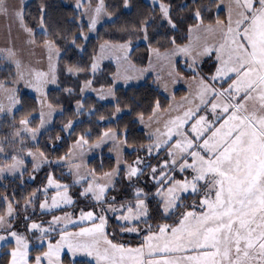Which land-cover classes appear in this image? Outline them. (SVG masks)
I'll list each match as a JSON object with an SVG mask.
<instances>
[{"label": "snow or ice", "instance_id": "6c2138e0", "mask_svg": "<svg viewBox=\"0 0 264 264\" xmlns=\"http://www.w3.org/2000/svg\"><path fill=\"white\" fill-rule=\"evenodd\" d=\"M124 4L127 7L128 0H124ZM80 6L78 3L77 7ZM159 7L162 18L175 29L170 6L160 3ZM103 8V0H100L91 19V28H95ZM7 12L5 0H0V14ZM16 16L24 26L22 9L16 12ZM194 18L197 23L188 29L189 42L181 46L172 38L173 48L170 53L164 54V58L171 62L170 57L178 54L190 57L192 63L189 68L194 73L193 79H196L199 75L196 70L198 59L215 55V73L207 81L204 77L199 78L196 93L199 103L195 107H189L182 115L168 119L164 123V131L157 128L152 134L154 143L147 145L148 155L164 148L168 158L158 166L145 164L144 160L137 158L132 164H126L125 179L129 182L134 178L139 179L145 174V168H150V178L157 185L154 195L159 197L164 215L186 208L182 202L185 194L199 196L200 199L193 200L191 210L180 212L175 225H158L154 230L148 224V193L143 188L134 189V202L127 201L119 207L115 206V196L108 198L107 193L115 187L114 180L120 171L119 160L116 169L103 173V176L98 177L94 171H90L80 177L87 181L81 195H91L98 205L107 204L108 207H101L98 213L81 210L79 221L81 224L90 222V226H81L77 232L67 231L68 224H76L70 214L53 216L48 227L36 222L29 224L28 230L38 231L42 242L46 234L55 231V225L65 222L60 229V238L55 244L48 243L47 251L35 257V264H43L45 260L47 264H60V254L65 248L73 255L90 257L94 264H264V0H229L226 20L217 19L215 26H203L199 9L195 11ZM40 26L43 29V15ZM25 31L32 35L31 29L25 27ZM141 31L147 40V21ZM201 32L205 34L203 42ZM208 35L212 36V43L208 42ZM29 42L35 43V40ZM129 45L130 42L118 46L125 60L128 59ZM45 46L49 53L55 48L51 41H45ZM151 51L157 58L161 57L158 49ZM56 52L58 54V49ZM14 56L15 53L9 50V57ZM16 66L20 68L19 61H16ZM96 67L93 63L92 70L95 71ZM67 71L73 73L82 69L69 67ZM29 75L33 77L37 91H41L43 85L49 82H56L55 66L52 64L49 65V72L33 71ZM18 76L23 79L24 74L18 72ZM217 81L227 83V87L217 89ZM0 89H4L3 83H0ZM12 92L8 99L12 105L18 104L14 90ZM184 99L188 100L187 97ZM159 110L157 102L153 117ZM202 110L211 113L212 118L207 114L198 115ZM0 111H4L2 104ZM116 111L120 109L117 107ZM139 119L143 123V114ZM28 123V119L20 120L23 126ZM26 130L32 132L34 139L36 130ZM15 135L19 136L20 133ZM105 138L115 139L116 133L111 130L105 132L101 141ZM87 143L83 136L77 141L78 145ZM2 151L3 148H0ZM28 155L32 156L33 153L29 152ZM39 156L42 162L46 159L43 152ZM12 160L8 170L24 163L16 156ZM35 167L38 168L39 164ZM74 167L78 174L80 165ZM177 170L182 174L191 170L190 178L185 176L179 180L169 174ZM52 186L62 191L52 196L51 204L47 200L41 203L42 210L73 203L68 195V186L54 181L50 175L48 187ZM44 191L47 192V188ZM4 199L7 200V197ZM28 202H31V198ZM107 211L121 213L117 218L122 222V232L139 235L142 231L139 222L146 225L143 229L146 234L138 246L114 243L109 239L106 231ZM13 212L12 203H8L5 213L0 215V229H11L9 218L13 217ZM9 237L14 238L17 245L11 253V264H29L26 238L16 231H8L7 236L0 235V241Z\"/></svg>", "mask_w": 264, "mask_h": 264}, {"label": "trees", "instance_id": "16d2710c", "mask_svg": "<svg viewBox=\"0 0 264 264\" xmlns=\"http://www.w3.org/2000/svg\"><path fill=\"white\" fill-rule=\"evenodd\" d=\"M170 6V14L176 28L173 29L162 18L158 4L147 0H103V10L108 18L100 22L93 34H85L88 24L85 17L77 7L79 0H24L21 5L23 11L24 28L32 30V39L36 44L45 41L54 43L58 54L54 60L56 82L47 86L45 101L48 107L54 110L51 123L33 134H22L20 141H14V134L20 129H30L37 126L40 119V104L36 95L14 88V70L6 63L0 67V83L4 89L8 86L17 90L15 98L18 104H7L11 111L0 114V148L6 157H11L12 150L29 149L43 152L45 164L36 170L32 178H28L32 169L27 162L21 172L5 175L0 178V215L4 214L8 203H12L16 216L28 212L32 218L39 201L43 197L42 187L51 174L55 179L67 183L68 192L77 201L82 200L80 191L84 182L76 184L71 181L70 175L65 171L64 163L59 159L66 157L71 144L78 138L84 137L89 143L99 139L103 133L113 131L116 138L123 140L126 145L122 152L125 162L131 161L150 140L145 130L140 126L137 117L149 116L156 103L163 106L166 97L147 78L130 84L113 85L112 73L114 65L105 61L92 70L98 46L104 41L130 42V60L137 66L144 65L149 58L150 48L163 49L169 47L172 38L176 44L188 40V29L197 23L194 13L200 10L203 23L225 20L226 13L217 7V0H159ZM43 7V13L41 8ZM43 15L44 27L41 28ZM147 21L148 39H144L141 28ZM29 34V33H28ZM30 35V34H29ZM216 63L213 57L205 58L200 71L203 75L212 74ZM69 67L82 69V71L69 73ZM175 70L185 76L194 75L192 70L183 68L180 59L175 61ZM91 81L90 85L88 82ZM11 84V85H10ZM113 87L111 88V86ZM88 87L111 88L112 97L108 100H98L94 95L86 93ZM71 91H68V90ZM185 89L178 87L173 91L175 97L184 94ZM117 107L120 109L116 111ZM28 119L27 126L20 124V120ZM70 125V126H69ZM16 145V146H15ZM109 144L87 160V167L95 174H101L113 166V157L108 153ZM8 159V158H6ZM2 165L4 161H1ZM0 163V164H1ZM118 176L115 177L114 188L108 194L122 193L126 190L125 168L119 167ZM82 185V186H81ZM33 193L35 196L33 197ZM7 197V200L4 198ZM31 202L29 203V199ZM125 199V198H124ZM190 195H185L184 205L188 204ZM149 218L148 224L155 230L161 224H174L177 212L164 215L160 202L156 198L148 199ZM141 224V223H140ZM107 232L109 239L114 243H123L128 246L140 244L145 231L140 234H125L121 231V224L113 219H108ZM12 243L3 245L0 249V264H8V247ZM44 246L29 249V261L35 255L43 252ZM62 264H94L83 258H70L67 253L61 256Z\"/></svg>", "mask_w": 264, "mask_h": 264}, {"label": "rangeland", "instance_id": "374dc122", "mask_svg": "<svg viewBox=\"0 0 264 264\" xmlns=\"http://www.w3.org/2000/svg\"><path fill=\"white\" fill-rule=\"evenodd\" d=\"M24 0H5L8 12L7 14H0V67H4L6 63L10 64L13 67L14 70V88L16 87L18 89V86L23 91H26L28 93H32L36 95L38 102L40 104V119L37 123V126L30 128L35 129L36 131L44 128L45 126H48L53 118L54 110L52 108L48 107L44 98L46 88L51 82L43 85L41 91L36 90L35 81L32 76L29 75V73L33 71H42V72H49V65H54V60L57 55L56 48L53 49L51 53H49L47 47L44 44H36V43H30L29 41L32 40V37L28 34L27 31H25V28L21 25L20 20L16 16V12L21 10V5ZM150 3L158 4L160 5L159 0H147ZM100 3V0H79L80 11L82 15L85 17L88 28L87 32L85 34H93L97 26L102 22L103 20L108 18V15L105 13L104 10L101 11L99 16L97 17V23L95 25V28H91V19L95 16V8ZM229 0H223L221 3V0H217V7L222 8L227 17V7H228ZM226 20V18H225ZM221 20V21H225ZM196 24V23H195ZM216 21L213 23H203L204 27H207L208 25L215 26ZM194 25V24H193ZM191 25V26H193ZM201 35V42H203L204 33H199ZM194 36L196 33L193 34ZM208 42L212 43L213 38L211 35H208L207 37ZM189 42V35L188 40L185 43L177 44V45H185ZM128 42H117V41H104L101 42L98 46L96 57L94 60V63L98 66L102 62L109 61L114 65V72L112 73V80L113 85L115 84H130V83H138L144 79L150 80L159 90L162 92V94L166 97V102L163 106H160L159 112H157L156 116L153 117V111L152 113L144 117L143 123L140 121L139 117H137L140 126L145 130L147 135L150 137L149 142L147 145L154 143V137L153 133L157 128H159L161 131H164V123L176 115H182V112L186 110L189 107H195L196 103H199L198 99L196 98V93L199 89V78L204 77L207 81L208 78L215 73V69L212 74L209 75H203L200 71V65L202 61L207 57H213V60H215V55L212 56H204L202 58H199L196 64V70L199 73V75L196 77V79H193L194 75L185 76L181 73H178L175 70V61L177 59H180L181 64L183 68L190 69L189 64L192 63L191 58L184 56L183 54H178L175 56L170 57L169 59L164 58V54L170 53V50L173 48V45H170L169 47L159 49V48H150L149 49V58L147 62L142 66L135 65L129 58V52L131 50V44L129 45L128 50V59H123V51L118 49L119 45L126 44ZM104 45V48L102 49L101 46ZM151 49H158L161 53V57L157 58L155 54L151 51ZM9 50L15 53L14 57H9ZM49 55H51V60H49ZM16 61H19L20 68L18 69L16 66ZM216 63V60H215ZM18 72H22L24 74L23 79H21L18 76ZM172 73L170 76L169 73ZM193 72V71H192ZM49 79H51V73H49ZM209 83H212L209 81ZM11 85V84H10ZM11 85V86H13ZM111 86V88L113 87ZM8 86V89L1 90L0 89V104L4 106V111H0V114H5L7 111L9 112L8 105L11 101L8 99L9 95H12L14 90V95L16 96L17 90H15L13 87ZM182 87L185 89L184 94L175 97L173 95V91L178 88ZM215 87L217 89L221 87H227V83H224L222 81L215 82ZM111 88L107 87H88L85 89L86 93H90L95 96L98 100H108L112 97V92L109 91ZM187 97L188 100L186 101L184 98ZM188 101H193V103H189ZM181 105H183V108H181ZM207 114L209 118L211 119V113H205L203 110L198 113V115H205ZM43 116V125L41 124V117ZM149 117H153L151 120ZM192 123V121L189 122V126ZM187 127V126H186ZM19 132L20 135L16 136L15 134ZM28 132V134H32L31 131H27L26 129H20L17 130L14 134V141H20L22 139V134ZM109 132V131H107ZM113 132V131H112ZM80 139L78 137L72 144L71 147L66 155V157H61L63 159H59L61 163H64L65 171L70 175V179L72 182L76 184H81L84 182V185L81 188L80 196L83 198L80 201H77L76 198L71 195L70 192H68V195L71 197L73 203L72 204H62L58 208H51V209H41L40 204L43 203L45 200L48 201L49 204H51V198L52 196L56 195L57 191H62L56 189L54 186L48 187V177L51 175L49 174L47 176V179L42 187L43 191V197L39 201V204L36 208V218H32L28 212H25L21 214L20 216H16L13 212V217L9 218L10 223L12 225L11 229L4 230L0 229V235H8V231H16L18 234L23 235L29 245V249L31 247H39L44 246V251H47V245L49 242L55 244V242L60 238V229L64 227L65 222L61 221L59 224L55 225V231H51L50 233L46 234V236L43 238V241L41 242L40 239V233L36 230L29 231L28 225L32 222H36L41 224L43 227L49 226V221L52 220L53 216H65L66 214H70L71 218L76 221V224H68L67 225V231L69 232H77L79 231V228L81 226H90V222H81L79 221V216L81 213V210L83 211H94L99 212L101 207L107 208L108 205H98L97 202L91 197V195L88 196H82L81 193L83 192L84 188L87 187V181L80 179L82 176H86L91 170L87 167V160L98 153L102 147H104L106 144H109L108 153L113 157V166L107 170L106 172H111L117 167V161H120L119 167L125 168V175H126V164H132L133 161H135L137 158H140L145 161V164H151L152 166H158L162 161L167 159V154L164 148H161V150L157 153L153 152L151 156L148 155L147 152V145L144 149H142L141 152H139L131 161L125 162L122 157V152L124 148H126L125 143L123 140H119L117 138L110 139L105 138L103 141H101V137L91 143L78 145L77 141ZM175 139V137L173 138ZM99 144L97 147L96 145ZM16 146V145H15ZM11 157H6L4 152H0V163L1 161H4L3 165L0 164V169H3V171H0V178L5 175H13L21 172L25 167H27V162L29 161L30 165L28 168H31L32 171L29 173L28 178H32L34 174H36V170L39 169L41 166L45 164L46 160H43L39 156V153L34 150L29 149H15L12 150ZM33 153L32 156H29L28 153ZM16 156L18 159L23 160V165H19L16 169L8 170V165L13 163L12 157ZM8 158V159H6ZM39 164V167L36 168L35 165ZM80 165V168L78 170L74 167V165ZM142 168L145 167V165H141ZM105 173V172H104ZM150 168H145V174L141 176L139 179H133L131 182H129L127 179V183L125 185L126 190L123 189L122 193L119 191L117 194H108L107 196L110 199L111 197L115 196V206L119 207L120 204L125 203L127 201H133L134 202V189L136 187L143 188L145 192L148 193V199L151 197L156 198L157 201L160 202L159 197H156L154 193L156 192L157 185L154 183V181L150 178ZM170 175H173L176 179L182 180L185 176H188L190 178L191 170H187L185 173H180L178 170L175 172L169 173ZM52 176V175H51ZM96 176L100 177L103 176V173L96 174ZM53 177V176H52ZM90 178V177H89ZM54 181L62 184L67 185L66 182H63L61 180H57L53 177ZM77 180H79V183H77ZM47 188V192L44 191V189ZM188 195V194H185ZM184 195V196H185ZM183 196V197H184ZM189 196V195H188ZM125 198V199H124ZM199 200L200 197H193L190 195V200H188V204H186V208H180L179 211H177V217L175 218L174 224L175 225L180 212H183L185 210H191V205L193 203V200ZM183 204L185 201H183ZM161 208V204H160ZM199 211V209H197ZM176 213V212H175ZM121 213L120 212H111L107 211L105 212V215L107 217V220L113 219L122 224V222L117 218ZM27 217V219L25 218ZM141 223V224H140ZM164 225V224H161ZM169 225V224H168ZM139 227L142 229L141 232H143V229L146 228V225L141 221L139 222ZM107 231V230H106ZM125 234H137V233H128V232H122ZM7 243H12L11 246H9L7 249L9 251V262L8 264H11L12 256L11 253L14 249H16V241L14 238L9 237L5 241H0V249L3 245ZM138 246V245H137ZM136 247V246H132ZM29 249H28V257H29ZM43 251V252H44ZM39 253L37 255H42V253ZM67 253L70 258H83L87 259L91 262L92 259L90 257L84 256L82 254L73 255L71 252L65 248L61 254H60V264L61 263V256ZM35 255V257L37 256ZM35 257L34 260L31 262L28 260L29 264H35ZM43 264H47V261H43Z\"/></svg>", "mask_w": 264, "mask_h": 264}]
</instances>
